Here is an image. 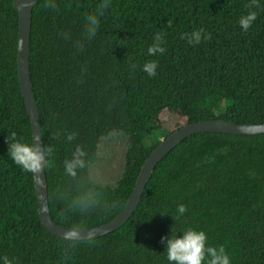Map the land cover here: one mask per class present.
Wrapping results in <instances>:
<instances>
[{
  "label": "trees",
  "instance_id": "16d2710c",
  "mask_svg": "<svg viewBox=\"0 0 264 264\" xmlns=\"http://www.w3.org/2000/svg\"><path fill=\"white\" fill-rule=\"evenodd\" d=\"M250 4L257 18L243 31L238 18ZM19 28L15 0H0V264H168L161 236L189 226L223 246L231 264H264V133L191 135L157 164L122 227L89 240L51 233L34 174L13 163L5 142L12 131L34 141L18 72ZM201 29V41L189 43ZM157 33L164 52L150 56ZM146 61H156L155 76L142 71ZM30 70L43 143L52 148L45 166L51 216L68 228L99 226L125 207L161 142L146 138L165 129L163 112L185 125L264 123V0H38ZM114 132L127 134L129 147L112 187L95 182L90 167L101 139ZM78 148L84 166L70 175L65 162ZM85 190L101 193L99 202L73 207ZM181 203L186 212L177 219Z\"/></svg>",
  "mask_w": 264,
  "mask_h": 264
},
{
  "label": "water",
  "instance_id": "95a60500",
  "mask_svg": "<svg viewBox=\"0 0 264 264\" xmlns=\"http://www.w3.org/2000/svg\"><path fill=\"white\" fill-rule=\"evenodd\" d=\"M38 0H15V7L20 15L19 44H18V72L22 93L30 114L33 138L36 143H43V129L40 111L35 93L30 70L31 30L33 10ZM204 132H216L226 134H262L264 123L246 124L226 120H201L188 123L169 134L152 150L143 163L134 189L123 210L111 221L99 226L73 229L60 225L51 216L48 196V181L46 169L43 167L40 173L34 174L36 193L40 205V216L45 227L54 235L70 240H89L111 233L124 224L137 209L145 187L149 182L157 164L176 148L187 137ZM92 166V165H91ZM91 168V167H90Z\"/></svg>",
  "mask_w": 264,
  "mask_h": 264
},
{
  "label": "clouds",
  "instance_id": "9594fccd",
  "mask_svg": "<svg viewBox=\"0 0 264 264\" xmlns=\"http://www.w3.org/2000/svg\"><path fill=\"white\" fill-rule=\"evenodd\" d=\"M255 4V0H252ZM55 7L54 4L49 5ZM252 5H249V11L238 18V24L243 31H247L257 18V13L251 10ZM89 34L95 35L98 26V20L95 15L88 17ZM203 30L193 31L188 39L189 43H199L202 38ZM204 39H209L207 34H203ZM163 39L160 33L154 37L153 43L148 47L147 53L154 56L157 53H163ZM156 61H146L142 65V71L148 76L156 75ZM67 139L71 140L69 135ZM7 144V154L15 165L23 171L37 174L40 173L43 167L49 164L48 157L52 152L50 146H44L36 141H26L23 137L18 136L17 132H9L5 137ZM84 153L78 148L74 157L70 161L65 162V171L70 175H75V169L84 166V160L81 157ZM101 197V193L94 190H85L78 196L72 199L73 207L81 210L88 209L96 205ZM186 212L184 204H178L176 207V218L183 217ZM173 218V217H172ZM177 232L181 235H177ZM161 243L164 244L166 259L168 264H231V260L223 246H211L207 243L208 237L205 231L197 230L194 227H187L182 231H173L172 227L168 234L161 236Z\"/></svg>",
  "mask_w": 264,
  "mask_h": 264
},
{
  "label": "rangeland",
  "instance_id": "374dc122",
  "mask_svg": "<svg viewBox=\"0 0 264 264\" xmlns=\"http://www.w3.org/2000/svg\"><path fill=\"white\" fill-rule=\"evenodd\" d=\"M161 117L165 122V129H157L148 136L146 138L147 145H153L165 139L169 131L185 125V119L178 123L166 111L162 113ZM128 147L129 137L125 133L114 132L103 137L99 144L98 158L90 168L93 180L115 187L125 170Z\"/></svg>",
  "mask_w": 264,
  "mask_h": 264
}]
</instances>
